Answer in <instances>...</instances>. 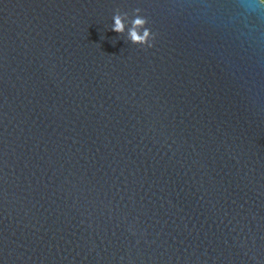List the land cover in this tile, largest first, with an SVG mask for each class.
<instances>
[{"label": "water", "instance_id": "water-1", "mask_svg": "<svg viewBox=\"0 0 264 264\" xmlns=\"http://www.w3.org/2000/svg\"><path fill=\"white\" fill-rule=\"evenodd\" d=\"M0 264H264V2L0 0Z\"/></svg>", "mask_w": 264, "mask_h": 264}, {"label": "clouds", "instance_id": "clouds-1", "mask_svg": "<svg viewBox=\"0 0 264 264\" xmlns=\"http://www.w3.org/2000/svg\"><path fill=\"white\" fill-rule=\"evenodd\" d=\"M262 2H264V0H262ZM114 21H115V23H114V27L112 30L115 32H122L124 26L121 22V19L117 16V17H114ZM143 23H145V21H143L141 19H137L135 21L136 25H142ZM147 33H148V30L145 29V36H140V35H138V33L135 30H133L130 33V36H131V39L133 42H141L142 43V42H145L146 37H147ZM152 46H153V44L149 45V47H152Z\"/></svg>", "mask_w": 264, "mask_h": 264}]
</instances>
